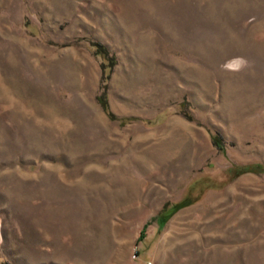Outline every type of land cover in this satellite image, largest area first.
Segmentation results:
<instances>
[{
	"label": "rangeland",
	"instance_id": "1",
	"mask_svg": "<svg viewBox=\"0 0 264 264\" xmlns=\"http://www.w3.org/2000/svg\"><path fill=\"white\" fill-rule=\"evenodd\" d=\"M3 261L264 264V0H0Z\"/></svg>",
	"mask_w": 264,
	"mask_h": 264
},
{
	"label": "trees",
	"instance_id": "2",
	"mask_svg": "<svg viewBox=\"0 0 264 264\" xmlns=\"http://www.w3.org/2000/svg\"><path fill=\"white\" fill-rule=\"evenodd\" d=\"M90 45L94 48L95 53L100 57L101 59V70H102V76H101V87L102 90L101 92L98 94L97 96V100L99 102V104L101 105V107L103 108V110L106 112V114L108 115V117L110 119H118L120 121L121 124H129L132 121L136 120L133 117H116L110 110L109 108V104L106 98V87H107V82H108V77H109V73L110 70L112 69L113 65L115 64V60L116 57L114 54H112L108 47L104 44H101L99 42H91ZM188 118H191V115H188ZM212 140L214 142V144L218 147V148H222L220 139L217 138L215 135H212ZM257 167H260L259 164L256 165ZM262 167V166H261ZM242 169H244L242 167ZM242 172L241 169H237V174H240ZM192 202V199L187 198L186 200L180 201L178 203L173 204L172 206H170V208H168L167 210L164 208L161 213L159 214V221H160V225H163L168 219L169 217L175 212L177 211L180 207L188 204ZM145 237V234H141V236L139 237V240H142ZM2 264H10L7 261H3Z\"/></svg>",
	"mask_w": 264,
	"mask_h": 264
}]
</instances>
